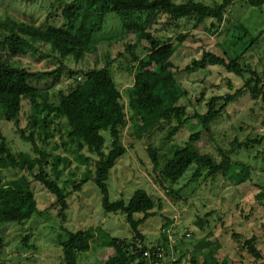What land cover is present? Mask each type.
I'll return each mask as SVG.
<instances>
[{
    "label": "rangeland",
    "instance_id": "rangeland-1",
    "mask_svg": "<svg viewBox=\"0 0 264 264\" xmlns=\"http://www.w3.org/2000/svg\"><path fill=\"white\" fill-rule=\"evenodd\" d=\"M173 1L183 3L185 0ZM198 1L213 4L211 0ZM55 2L0 0V20L10 18L16 23L60 26L63 22L59 18H50L53 12L51 4ZM59 13L57 7L55 14ZM151 32L174 44L181 40L172 62L175 77L187 92V96L179 102L186 108L187 117H193L195 113L205 115L211 99L233 95L244 84L243 79L221 67L185 71L192 60H200L205 52L221 57L226 53L234 59L238 52L243 51L245 61L264 80V8H252L246 0H236L221 24L213 20L200 24L194 19L173 22L160 16ZM7 35L0 28V40ZM95 43L94 53L79 62L72 58L60 59L49 46L40 44L36 45L37 52H30L13 61L30 71H51L62 66V73L56 77L31 83L39 100L52 104L59 103L60 92L68 93L71 86L82 81L81 73L108 67L129 115L128 90L134 84V77L132 73L120 69L127 63L118 55H123L127 45L137 46V52L141 54L148 44L137 43L134 34L125 33L114 17L107 19L104 31L96 37ZM70 72L79 74L73 77ZM25 90L8 85L0 77V92L23 94ZM223 104L220 101L216 108ZM28 115L29 104L25 101L18 127L0 119V201L13 204L12 209L22 201L25 202V209L30 207L32 210L33 207L28 219L14 221L17 218L14 213L1 214L9 210L0 206V264H63L62 243L67 240V233L80 230L92 231L94 239L90 251L79 255L78 264H103L113 255V250L106 245V236L130 240L132 233L123 215L103 211L102 194L96 184L89 180L79 192L69 187L66 219L62 221L54 196L35 179L40 167L29 172L6 166L8 157L29 163L41 160L39 153L20 139L19 130L27 128ZM176 124L174 120L151 138L142 140L130 136L128 128H124L122 143L127 152L118 160L107 181L109 201L128 203L137 190H145L157 204H161V210H155L157 216L141 225L140 232L150 248L159 244L165 234L170 254L167 258L175 255L180 264H191L193 252L198 247L204 253L214 250L220 263L264 264V104L245 96L229 104L208 130H203L198 121L192 119L174 138L165 141V135ZM198 131H201V137L195 145L200 151L211 155L217 162L221 161L223 152L229 153L233 164L247 168L249 179L245 183L236 185L222 174L214 179L206 178L205 172L192 181L195 166L176 184L166 183L168 191L154 182L147 148L155 149L161 165H164ZM103 135L108 149L109 133ZM54 141L59 142L58 136ZM1 143L4 144L1 146ZM51 143L52 146L53 141ZM246 143L248 148L240 146ZM51 146L45 149L48 153L64 155L61 150L53 151ZM84 153L92 158L89 168L94 170L97 157L86 151ZM70 158L72 163L62 175L60 184L71 178L70 172L75 173L73 178L79 182L86 169L72 156ZM42 169L51 178V161ZM22 193L24 196L20 195ZM141 217L136 216L137 219ZM251 238L256 239L260 260L253 258L244 248L243 243ZM200 261H203L202 258Z\"/></svg>",
    "mask_w": 264,
    "mask_h": 264
},
{
    "label": "trees",
    "instance_id": "trees-1",
    "mask_svg": "<svg viewBox=\"0 0 264 264\" xmlns=\"http://www.w3.org/2000/svg\"><path fill=\"white\" fill-rule=\"evenodd\" d=\"M211 1L213 4L207 5L198 0H185L183 3H175L173 0H56L51 4L53 12L50 13V18H59L63 22L60 26L47 23L40 26L16 23L10 18L0 20V28L8 33L0 40V77L12 87L26 89L23 94L0 92V119L18 127L23 103L26 101L29 104L28 123L26 129L19 130L20 139L29 143L41 158L36 163H29L8 157L6 166L29 172L37 166L40 167L35 179L54 196L62 221L66 219L69 187L79 192L89 180L96 184L102 194L103 211L106 214L123 215L132 233L130 240L106 236V245L113 250V255L103 264H145L143 252L149 247L145 244L140 226L149 218L157 216L155 210L162 208L145 190H137L128 203L122 200L109 201L107 181L118 160L127 152L122 143L124 128H128L130 136L142 140L145 137L151 138L175 120L177 124L171 127L164 137L165 141H170L192 119L197 120L203 130H208L229 104L245 96L264 104V80L259 72L248 65L241 51L234 59H230L226 53L221 57L205 52L200 60H192L185 71L205 69L208 66L221 67L243 79L242 88L233 95L211 99L205 115L195 113L193 117H187L186 108L179 105L187 96V92L175 77L172 58L181 40L177 44L170 40L164 41L155 36L151 29L160 16H165L173 22L194 19L200 24L206 20L221 24L236 0ZM246 2L252 8H264V0ZM57 7L60 9L58 15L55 14ZM111 17L118 20L125 33L134 34L137 43L148 44L141 54H138L137 46L127 45L123 55H118L127 63L126 67L120 69L132 73L134 77V84L128 90L129 115L122 93L108 67L81 73L82 81L71 86L68 93H59L58 104L40 101L31 88V83L56 77L62 73V66L51 71H30L16 64L13 59L37 52L36 45L40 44L49 46L51 52L58 54L60 59L72 58L79 62L94 53L95 39L104 31L106 21ZM78 74L70 72L73 77ZM220 101L224 104L217 109ZM103 133H109L108 149ZM56 136L59 142L54 141ZM200 137L201 131L192 134L184 146L168 158L164 165H161L157 151L151 147L147 148L153 180L161 189L168 191L166 183L176 184L193 166L196 170L192 181L198 179L203 172L206 178L213 179L222 174L236 185H241L249 179L247 168L233 164L229 153L223 152L220 162L215 161L211 155L203 154L195 145ZM3 144L1 143V146ZM50 146L53 151L61 150L64 155L48 153L45 149ZM240 146L248 148V143ZM85 151L97 157L94 170L89 168L92 158L86 156ZM70 156L86 166V169L79 182L73 178L75 173L70 172L69 175L73 179L63 180L60 184L62 175L72 163ZM50 161L51 178L42 169L43 165H48ZM20 195L24 196V193ZM24 204L22 201L12 209L13 204L1 200L0 206L9 210L1 214L13 212L17 217L14 221L28 219L33 207L32 210L30 207L25 209ZM137 215L142 217L137 219ZM200 227L203 225L200 224ZM93 239L94 235L90 230L67 233V240L62 243L63 264H78L79 255L90 251ZM167 240L164 234L162 241L151 248L164 249L166 256L170 255ZM138 241L141 246H138ZM255 242L256 239L251 238L243 245L248 254L260 260L261 254ZM172 256L175 258V255ZM200 258L203 261H200ZM190 263L226 264L215 258L214 250L204 253L199 247L194 250ZM172 264H180V260Z\"/></svg>",
    "mask_w": 264,
    "mask_h": 264
},
{
    "label": "built area",
    "instance_id": "built-area-1",
    "mask_svg": "<svg viewBox=\"0 0 264 264\" xmlns=\"http://www.w3.org/2000/svg\"><path fill=\"white\" fill-rule=\"evenodd\" d=\"M137 244L138 246H141L140 241H138ZM143 259L145 264H172L176 261L173 257L167 258L164 249L156 248L154 250L150 247L143 252Z\"/></svg>",
    "mask_w": 264,
    "mask_h": 264
}]
</instances>
